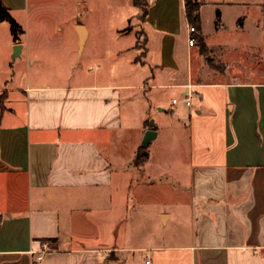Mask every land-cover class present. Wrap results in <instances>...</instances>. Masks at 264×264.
<instances>
[{"label": "crops", "instance_id": "obj_1", "mask_svg": "<svg viewBox=\"0 0 264 264\" xmlns=\"http://www.w3.org/2000/svg\"><path fill=\"white\" fill-rule=\"evenodd\" d=\"M199 1L203 43L185 0H131L143 43L94 54L63 2L3 0L0 264H264V0Z\"/></svg>", "mask_w": 264, "mask_h": 264}, {"label": "rangeland", "instance_id": "obj_2", "mask_svg": "<svg viewBox=\"0 0 264 264\" xmlns=\"http://www.w3.org/2000/svg\"><path fill=\"white\" fill-rule=\"evenodd\" d=\"M51 1V0H45ZM64 3L65 14L63 19V24H68L73 21H80L82 23L87 24L93 30V33L90 38L91 46L94 43V46L90 49V51L94 54L96 52H101L108 46V42L114 41L116 34H110L109 28L118 27L122 29L121 31H129L134 29L131 33H125L120 36L121 43L124 46L131 45L134 43L135 32L137 31L139 35V40L143 43V31L141 27V20L137 16L139 13V9L132 5L131 0H59ZM20 19H24V14L19 13ZM209 14L206 16V23H208ZM210 25V22L207 24V27ZM10 27V25L8 24ZM209 28V27H208ZM184 43L187 44V35L183 36ZM198 43V41L196 42ZM13 51L10 56V65L12 64V68L10 70H14V59H13ZM140 51L135 49H129L124 57L131 58L134 55H140ZM209 53L210 59L213 60L212 55ZM89 53H85L84 58L87 57ZM91 58V57H90ZM84 59V63L81 68L85 71L95 70L97 62H95V56L92 55L91 59ZM202 61H204L202 56ZM219 64V63H218ZM19 67V66H18ZM131 67V66H130ZM36 68V67H35ZM91 69V70H90ZM92 72V71H91ZM3 95L0 96L2 98ZM165 150V149H164ZM147 151V149H146ZM169 177V176H168Z\"/></svg>", "mask_w": 264, "mask_h": 264}, {"label": "trees", "instance_id": "obj_3", "mask_svg": "<svg viewBox=\"0 0 264 264\" xmlns=\"http://www.w3.org/2000/svg\"><path fill=\"white\" fill-rule=\"evenodd\" d=\"M134 5L140 6L144 9V13L147 11L148 0H133ZM186 15L191 24H193L198 32L201 26L200 18V6L201 2L199 0H185ZM0 19L7 21L10 24V30L13 35L15 42L21 40V35L25 32L23 26L16 20V18L10 12V9L6 6L3 0H0ZM196 40L199 43H203L202 37L199 33L195 35ZM3 105V104H2Z\"/></svg>", "mask_w": 264, "mask_h": 264}, {"label": "built area", "instance_id": "obj_4", "mask_svg": "<svg viewBox=\"0 0 264 264\" xmlns=\"http://www.w3.org/2000/svg\"><path fill=\"white\" fill-rule=\"evenodd\" d=\"M188 32H189V44L194 45L196 44L197 40L195 38V35L198 34L197 28L193 24L188 25ZM190 88H192V85H189ZM195 96V91L190 90L188 95L185 97V102L187 105L191 104L192 98ZM174 103H176L178 100L174 99ZM50 250V244L48 242L43 243V248L40 251H31L32 254H37L36 255V260L34 261V264H39L40 260L43 258L44 254Z\"/></svg>", "mask_w": 264, "mask_h": 264}, {"label": "water", "instance_id": "obj_5", "mask_svg": "<svg viewBox=\"0 0 264 264\" xmlns=\"http://www.w3.org/2000/svg\"><path fill=\"white\" fill-rule=\"evenodd\" d=\"M22 49V45L20 43L16 44L14 47V53H13V58H15L16 56L20 55ZM155 131L154 130H149L146 132L145 138H144V142L147 143L152 137L155 136Z\"/></svg>", "mask_w": 264, "mask_h": 264}]
</instances>
